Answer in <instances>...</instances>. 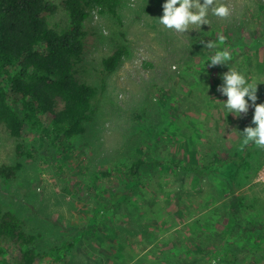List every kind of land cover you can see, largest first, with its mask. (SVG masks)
<instances>
[{
    "label": "rangeland",
    "instance_id": "rangeland-1",
    "mask_svg": "<svg viewBox=\"0 0 264 264\" xmlns=\"http://www.w3.org/2000/svg\"><path fill=\"white\" fill-rule=\"evenodd\" d=\"M50 1L49 24L67 28L63 0ZM164 2L120 0L117 15L91 9L77 75L97 87V112L84 133L67 136L44 119L18 139L0 124V166H18L0 198L41 233L44 264L64 252L70 264H264V150L240 133L254 108L236 117L217 91L231 67L261 82L264 103V0H219L227 18L209 11V25L185 33L158 23ZM220 34L232 59L213 67L200 40ZM119 44L128 55L107 72L102 59ZM138 158L151 164L135 180L127 171ZM225 246L234 262L219 261Z\"/></svg>",
    "mask_w": 264,
    "mask_h": 264
},
{
    "label": "trees",
    "instance_id": "trees-1",
    "mask_svg": "<svg viewBox=\"0 0 264 264\" xmlns=\"http://www.w3.org/2000/svg\"><path fill=\"white\" fill-rule=\"evenodd\" d=\"M62 3L69 24L58 30L48 22V16L57 11L52 1L0 0V124L18 139L44 119L67 136L82 134L97 112V87L77 75L85 51V21L94 8L117 15L120 0ZM127 55V47L119 44L102 59L105 71H115ZM226 163L221 173L228 176L238 161L232 157ZM150 164V159L138 158L127 175L136 180ZM17 169L2 164L0 182L14 176ZM229 210L232 216L224 234L231 233L235 223V208ZM41 236L28 231L24 219L4 208L0 198V264H44L45 253L37 245ZM219 261L234 262L233 248L225 246ZM53 264H70L69 254L56 256Z\"/></svg>",
    "mask_w": 264,
    "mask_h": 264
},
{
    "label": "clouds",
    "instance_id": "clouds-1",
    "mask_svg": "<svg viewBox=\"0 0 264 264\" xmlns=\"http://www.w3.org/2000/svg\"><path fill=\"white\" fill-rule=\"evenodd\" d=\"M162 9L163 14L158 17V23L164 28L178 33H185L190 29L209 25V11L219 18H227L230 15L229 7L219 3V0H165ZM225 42L226 37L223 34L218 36V40H200L205 50H214L208 57L211 66H223L232 59L228 49L219 47ZM221 79L223 83L218 85L217 91L227 97L223 101V107L228 113H234L236 117H241L242 114L248 113L250 107L254 108L251 123L240 132L243 144L253 143L264 150V103H257V86L261 82H249L244 74L231 67L227 72L221 74Z\"/></svg>",
    "mask_w": 264,
    "mask_h": 264
}]
</instances>
